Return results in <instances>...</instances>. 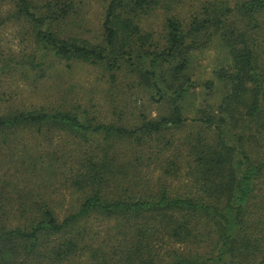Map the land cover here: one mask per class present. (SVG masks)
<instances>
[{
	"label": "trees",
	"instance_id": "obj_1",
	"mask_svg": "<svg viewBox=\"0 0 264 264\" xmlns=\"http://www.w3.org/2000/svg\"><path fill=\"white\" fill-rule=\"evenodd\" d=\"M103 1L93 42L67 31L86 0H0V24L44 50L22 72L40 80L51 57L129 68L166 110L125 124L4 109L0 264H264V0ZM215 41L225 63L199 82L192 59ZM204 84L219 102L186 117Z\"/></svg>",
	"mask_w": 264,
	"mask_h": 264
},
{
	"label": "rangeland",
	"instance_id": "obj_2",
	"mask_svg": "<svg viewBox=\"0 0 264 264\" xmlns=\"http://www.w3.org/2000/svg\"><path fill=\"white\" fill-rule=\"evenodd\" d=\"M81 10L82 27L68 25V32L93 42L102 39V20L106 2L103 0H86ZM5 10H10L6 7ZM158 20V19H157ZM157 36L161 33L159 24L152 26ZM44 53L26 26L8 21L0 24V113L7 108L32 109L45 106L67 108L74 111L92 112L100 120L111 123L133 124L140 118L141 111L156 117L166 107L154 102L152 92L144 88L129 68L111 71L102 64L82 61H63L48 58L45 76L39 69L26 67L24 59L31 60ZM227 55L215 41L207 49L196 52L191 64V72L199 82L212 79L215 67L225 63ZM115 80L112 75H115ZM208 100H207V99ZM220 96L210 91L205 84L198 87L183 104L184 115L193 117L197 109L207 102L214 107ZM66 106V107H65ZM183 129L182 134L191 131Z\"/></svg>",
	"mask_w": 264,
	"mask_h": 264
}]
</instances>
